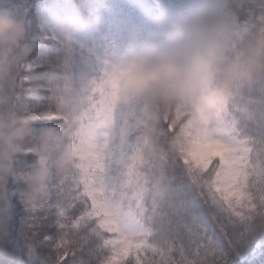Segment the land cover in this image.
<instances>
[{"label":"snow or ice","instance_id":"snow-or-ice-1","mask_svg":"<svg viewBox=\"0 0 264 264\" xmlns=\"http://www.w3.org/2000/svg\"><path fill=\"white\" fill-rule=\"evenodd\" d=\"M16 2L49 20L89 10V0ZM53 74L55 84L35 94L22 79L31 75L43 82ZM15 76L16 106L41 113L43 124L61 126L54 98L78 76L63 50L41 40ZM89 105L100 121L112 107L99 92ZM120 118L134 126L141 117L129 109L120 110ZM162 128L167 143L176 128L168 122ZM199 145L217 150L165 149L158 164L142 162L147 187L163 185V198L151 202L129 187V156L136 150L131 137L113 141L87 173L53 178L43 207L13 194L26 187L24 174L34 160L32 153L23 155L16 161L20 174L0 188V264H264V93L237 97L209 116ZM129 227L134 237L125 235Z\"/></svg>","mask_w":264,"mask_h":264},{"label":"trees","instance_id":"trees-1","mask_svg":"<svg viewBox=\"0 0 264 264\" xmlns=\"http://www.w3.org/2000/svg\"><path fill=\"white\" fill-rule=\"evenodd\" d=\"M193 0H89L88 13L66 11L49 20L43 15H30V9L18 4L16 0H0V7L9 8L25 21L23 39L15 46L0 49V123L19 126L29 122L33 131L26 137L21 150L11 157L13 171L0 180V188L6 187L10 177L18 173V158L32 153L34 160L29 164L25 176L26 187L13 192L26 205L43 207L47 203L50 181H57L75 174L81 176L88 172L94 163L102 158L113 141L125 142L131 137L135 151L129 156L132 175L129 187L146 194L149 202L163 198L162 184L147 187V177L143 174V163L151 161L158 164L160 154L167 149H193L201 154L216 151L211 145L201 149L199 138L201 124L210 116H215L229 107L234 99L250 92L264 93V0H214L216 16L226 28L224 59L217 65L216 73L210 80H202L205 91L196 90L194 96L170 102L167 108L153 104L147 97L139 99L122 96L119 86L112 79V73L129 61L133 50L144 45L161 43L169 34L168 24L176 16L187 14ZM253 9L255 11H253ZM41 40L51 41L63 50L67 61L75 65L78 76L55 98V108L62 118L61 126L46 125L41 122V113L32 108L16 106V90L19 79L15 73L19 66L25 65L29 55ZM29 52L23 54V49ZM167 51V50H164ZM129 53V54H126ZM228 76L231 82L230 94L221 102L216 89ZM25 88L35 94L44 84L53 85L55 74L46 81L31 75L22 78ZM105 96L112 106L106 119L97 120L92 112L94 105L89 100L94 93ZM206 102V106H203ZM115 126L112 125V108L117 107ZM139 113L140 119L134 126L122 122L120 110ZM208 110L210 112H208ZM190 114V115H189ZM188 115V119H182ZM164 122L176 128L165 143ZM104 130L106 144H94L91 133ZM42 131H50L52 139L47 152L39 139ZM72 154L71 160L61 159L60 154ZM7 164V160H0ZM47 170V193L43 200L29 203L21 194L29 190V180L35 166ZM3 175V173H0ZM175 211V207L172 208ZM125 235L135 236V229L129 227Z\"/></svg>","mask_w":264,"mask_h":264},{"label":"clouds","instance_id":"clouds-1","mask_svg":"<svg viewBox=\"0 0 264 264\" xmlns=\"http://www.w3.org/2000/svg\"><path fill=\"white\" fill-rule=\"evenodd\" d=\"M172 51H144L122 68L113 71L111 79L118 84L125 98L147 97L151 102L167 108L170 102L196 94L198 82L210 80L217 65L224 59L227 35L226 28L211 14H181L168 24ZM25 21L9 8L0 7V49L15 46L24 37ZM29 49H23L27 54ZM231 82L228 76L215 90L223 102L230 94ZM33 131L28 121L19 126L0 123V180L13 171L11 157L24 146L26 137ZM43 151L47 152L52 133L42 131L39 137ZM61 159L71 160L72 154H60ZM47 170L35 166L29 180V190L21 194L32 203L43 200L47 193Z\"/></svg>","mask_w":264,"mask_h":264},{"label":"rangeland","instance_id":"rangeland-1","mask_svg":"<svg viewBox=\"0 0 264 264\" xmlns=\"http://www.w3.org/2000/svg\"><path fill=\"white\" fill-rule=\"evenodd\" d=\"M216 3L214 2V0H193V2L191 3V6L187 12V14H196V13H200V14H211L214 16H217L219 13L216 9ZM170 37L169 34L167 35V38L162 41L161 43H157L151 46L148 45H144L143 47L138 48L137 50H133V53L129 55V59L127 60H122V63H125L127 61H131L134 57L138 56L139 54H141L144 51H172L173 50V45L170 44ZM129 54V53H126ZM205 84H199L197 85V90L198 91H205ZM203 106H206V102H203ZM208 112H210L208 110ZM208 116H210V114H208ZM104 130H98V131H93L91 133V137H92V142L94 144H99V143H104L106 144V141L104 139Z\"/></svg>","mask_w":264,"mask_h":264}]
</instances>
